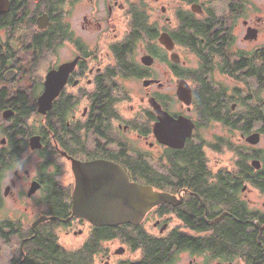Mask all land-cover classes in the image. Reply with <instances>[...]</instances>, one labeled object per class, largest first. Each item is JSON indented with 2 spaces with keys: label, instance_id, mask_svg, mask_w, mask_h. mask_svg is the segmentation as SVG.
<instances>
[{
  "label": "flooded vegetation",
  "instance_id": "1",
  "mask_svg": "<svg viewBox=\"0 0 264 264\" xmlns=\"http://www.w3.org/2000/svg\"><path fill=\"white\" fill-rule=\"evenodd\" d=\"M197 92L222 101L196 104ZM247 98L262 117L239 115ZM165 116L192 122L183 148L161 141ZM237 124L250 125L248 166L209 165L206 149L227 141L201 130L234 137ZM94 174L170 198L139 224H95L74 214ZM36 243L39 264H264V0H0V264H24Z\"/></svg>",
  "mask_w": 264,
  "mask_h": 264
},
{
  "label": "water",
  "instance_id": "2",
  "mask_svg": "<svg viewBox=\"0 0 264 264\" xmlns=\"http://www.w3.org/2000/svg\"><path fill=\"white\" fill-rule=\"evenodd\" d=\"M160 43L167 49L173 50L175 44L172 39L163 34L160 37ZM148 59V58H146ZM173 61L180 63V56L174 54ZM51 80L52 77H49ZM53 85H48L47 91L40 99L39 112L47 113L52 108V103L57 92L53 90ZM177 97L178 100L191 106L193 102V92L189 84L179 79L177 81ZM159 113L160 108L156 106ZM168 124L171 130L168 134L161 131V140L172 147L181 146L183 148L186 140L193 134V124L185 117L178 119L170 118L168 116L161 117V122L158 126ZM260 134H253L247 138L248 143L258 144ZM253 165L258 169L260 162L254 161ZM93 169L105 170L106 167L96 168L92 165L86 166L82 169V174L91 173ZM123 177V176H122ZM97 175H89V179L79 181L77 192L75 196L74 214L79 217H84L92 220L95 224L102 226H118L121 224H139L145 214L155 205L168 201L169 196L155 192L151 188L131 184L127 179L120 182L119 186H105L102 188L101 182L99 183ZM88 191V192H87ZM93 199V200H91Z\"/></svg>",
  "mask_w": 264,
  "mask_h": 264
},
{
  "label": "trees",
  "instance_id": "3",
  "mask_svg": "<svg viewBox=\"0 0 264 264\" xmlns=\"http://www.w3.org/2000/svg\"><path fill=\"white\" fill-rule=\"evenodd\" d=\"M174 73L177 78H184L182 75V67L180 66H175L174 67ZM222 101V99L219 98V95L216 94H204L197 92L195 95V103L198 104L200 102L204 103H209V102H219ZM241 106L243 107L239 115L241 114L243 119H249L253 118L256 119L258 117H262V108H263V103L262 102H255L251 100L250 98L245 99V102L241 103ZM228 127H230L228 125ZM241 127L247 128L250 127L249 124L246 125H241L237 124V129L241 130ZM195 155H198L197 152H194ZM200 160V157L198 159H191L189 158V164L190 165H195L196 161ZM249 162V156L246 154L245 151L239 152L237 154V165L238 166H248ZM203 164V163H200ZM45 255L48 257L50 255H53V251H48L45 253ZM43 255L40 254L39 252V246L36 243V246H33V249L30 251L28 255V259L25 261L24 264H39L41 262V257Z\"/></svg>",
  "mask_w": 264,
  "mask_h": 264
},
{
  "label": "rangeland",
  "instance_id": "4",
  "mask_svg": "<svg viewBox=\"0 0 264 264\" xmlns=\"http://www.w3.org/2000/svg\"><path fill=\"white\" fill-rule=\"evenodd\" d=\"M173 88L174 92L177 90V79L176 77H173ZM241 110H239V113ZM238 134L234 137L232 135L224 136L226 131L221 129H216V127H213L210 131L206 129L201 130V135L205 137L207 140H213L215 136L222 135L225 141H227V144L221 145V152H215L210 150L209 148L206 149V155L207 160L209 161L208 164L211 166L220 165L222 169H225L226 167L232 166L235 167L236 161H237V154L239 152L243 151V149L246 147V143L239 140L240 138V132H243L241 130H238ZM230 144L233 149H235V146L237 147V153L235 155L230 153Z\"/></svg>",
  "mask_w": 264,
  "mask_h": 264
}]
</instances>
